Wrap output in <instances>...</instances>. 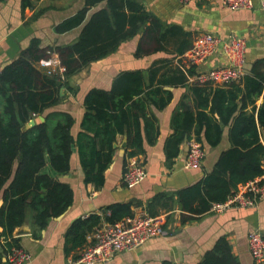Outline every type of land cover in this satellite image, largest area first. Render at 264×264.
Listing matches in <instances>:
<instances>
[{"label": "trees", "instance_id": "trees-1", "mask_svg": "<svg viewBox=\"0 0 264 264\" xmlns=\"http://www.w3.org/2000/svg\"><path fill=\"white\" fill-rule=\"evenodd\" d=\"M36 1L22 0V8H33ZM102 1H106L107 6L95 11L87 20L88 12ZM79 26L83 28L76 41L55 48L42 47L40 39L33 38L15 60L0 70V193H3L0 264H7L3 258L14 247H21L15 231L26 224L28 212L31 213L32 234L37 237L51 220L64 214L74 202V191L68 183L43 172L48 162L57 172H68L77 143L85 181L96 187L103 186L117 136L123 134L127 138L126 166L130 158L145 152L142 120L148 143H155L159 136L157 117L149 114L146 103L164 108L172 99V93L163 89L162 84H184L188 80L185 73L178 75L179 71L159 77V66L168 65H163V61H172L162 59L150 69L148 81L143 70L123 71L114 79L110 90L93 88L87 93L82 126L92 134L80 133L76 139L72 134L75 119L62 111L50 112L45 121L29 126L32 119L59 102L60 91L67 86L69 77L117 51L124 41L137 34H141L135 52L137 57L161 50L174 51L179 57L194 42L192 33L179 25L163 23L140 0H86L83 8L54 29L63 34ZM52 52L58 54L65 72L49 75L37 68L36 64ZM194 66L189 74L196 73ZM191 84L199 107L194 132L199 135L204 130L209 144L216 146L222 139V125L230 126L232 143L231 148L220 155L212 172L178 193L182 208L199 216L210 211L213 204L234 195L240 185L263 173L264 145L260 131L264 130V59L256 60L240 81H232L227 86L197 81ZM260 97L263 103L257 106ZM183 117L186 130L180 134L179 118H176V132L167 142L168 158L178 154L177 147L183 140L192 139L194 115L191 107L185 110ZM161 197L163 194L156 195V198ZM106 210L110 211L107 219L92 214L71 223L65 235L67 253L83 247L88 235L103 222L132 216L129 203H115ZM162 264L175 263L164 261ZM200 264L242 262L229 239L222 236L205 253Z\"/></svg>", "mask_w": 264, "mask_h": 264}, {"label": "crops", "instance_id": "crops-1", "mask_svg": "<svg viewBox=\"0 0 264 264\" xmlns=\"http://www.w3.org/2000/svg\"><path fill=\"white\" fill-rule=\"evenodd\" d=\"M140 1L163 23L179 25L192 33L194 38L201 32H211L220 36L221 43L217 53L205 62L195 65L196 73L198 70L208 72L212 68L227 66L228 57L222 43L232 35L246 41L244 75L250 71L256 60L264 59V10L259 7L260 0H254L255 6L252 9L243 10L229 9L224 6L223 0H191L185 4L178 0ZM85 4L86 0H38L34 2L33 8L24 10L22 0L0 1V70L15 60L33 38L40 39L41 46L45 48H55L76 41L82 26L63 34L57 33L54 28L61 21L78 12ZM106 6V1L94 5L88 12L87 20L95 11ZM42 10L45 11L40 14ZM140 38L141 34H137L124 41L117 51L92 62L69 77L67 86L60 91L59 102L50 106L44 114L35 119L40 121V116H43L45 121L46 115L50 112H68L75 119L72 134L76 139L80 133L92 134L82 126L86 113L84 100L91 89L110 90L114 79L123 71L143 70L148 81L150 69L157 61L172 59L169 62L163 61V65H168L165 68L159 66L158 76L179 71L178 75L183 72L188 80L184 84H162L163 89L172 93V99L164 108L159 109L153 104L146 103L149 114L156 115L159 127L158 138L155 143L150 144L145 138V122L144 120L141 122L145 152L136 157L145 164L148 177L133 188L127 187L123 182L127 148V138L123 134L117 136L113 159L105 171L103 186L96 187L95 184L85 181V171L80 161L77 143L73 149L71 169L68 172H57L48 162L43 172L68 183L74 191V202L64 214L51 220L37 237L32 234L31 213L28 212L24 227L30 229V233L19 236L21 246L32 255L31 261L26 264H70V261L79 255L80 250L93 241L96 230L88 235L83 247L67 253L65 235L71 223L92 214L107 219L110 211L106 209L115 203H129L132 215L145 210L151 215L164 216L165 234L148 240L134 250L118 254L106 264H162L164 261L175 264H200L205 253L213 248L215 242L222 236L229 239L234 253L242 264H255L248 236L254 229L264 235V200L254 207H233L222 212H214L210 209L198 216L182 208L178 196L179 191L194 185L212 172L220 155L231 148L230 126L222 125V139L216 146L209 144L204 130L199 135L194 132L199 107L191 90L192 78L196 73L189 74L192 64L184 56L187 51L179 57L174 51L169 50L137 57L135 52ZM49 58L59 60L56 52H52L46 59ZM42 60L36 66L43 73L52 75L60 71V64H45ZM231 82L216 85L227 86ZM262 103L263 97L258 98L257 106ZM189 107L192 108L194 115L192 139L200 141L206 153L202 167L197 169H187L184 166L188 150L187 139L177 147L178 154L174 158H168L167 154V142L176 132V118L177 120L179 118L178 126L182 135V131L186 130L183 116ZM260 140L264 145L263 129L260 131ZM243 185H240L239 189ZM158 194H163L164 197L156 198ZM2 195L3 193H0V206ZM3 261L6 262L5 257Z\"/></svg>", "mask_w": 264, "mask_h": 264}, {"label": "built area", "instance_id": "built-area-1", "mask_svg": "<svg viewBox=\"0 0 264 264\" xmlns=\"http://www.w3.org/2000/svg\"><path fill=\"white\" fill-rule=\"evenodd\" d=\"M189 3L191 0H178ZM225 7L232 10L252 9L254 0H223ZM259 7L264 10V0H260ZM220 36L211 32L198 33L192 47L185 53V58L192 65H199L214 56L220 46ZM223 49L228 57L227 66L212 68L208 72L199 71L192 80L203 84L216 85L228 81H240L244 75L246 63V41L236 35L230 36L223 43ZM45 64L58 63L57 59L42 60ZM60 72L65 68L60 66ZM205 149L196 139L188 140V150L185 168L197 169L203 165ZM263 173L245 183L234 195L226 201L213 204L214 212L226 211L233 207H254L264 200V158L262 160ZM148 177L145 164L139 157L128 160L124 172L123 182L133 188L143 183ZM164 216H153L142 210L132 216L116 222H103L94 233L93 241L80 250L79 256L70 264H106L118 254L134 250L148 240L165 234ZM251 254L256 264L264 263V235L254 229L248 236ZM7 264H26L31 261V253L24 247H14L5 257Z\"/></svg>", "mask_w": 264, "mask_h": 264}, {"label": "water", "instance_id": "water-1", "mask_svg": "<svg viewBox=\"0 0 264 264\" xmlns=\"http://www.w3.org/2000/svg\"><path fill=\"white\" fill-rule=\"evenodd\" d=\"M63 93H61L62 95ZM40 121H44V117L43 116H40ZM39 121H37L36 119H32L30 122H29V126H33L35 124H37ZM124 146H126V143H124ZM30 233V229H28L27 227H19L16 229L15 231V236H21V235H25V234H28Z\"/></svg>", "mask_w": 264, "mask_h": 264}]
</instances>
